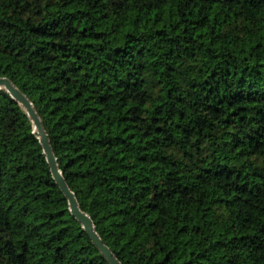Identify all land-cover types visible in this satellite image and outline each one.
Returning a JSON list of instances; mask_svg holds the SVG:
<instances>
[{
  "label": "trees",
  "instance_id": "1",
  "mask_svg": "<svg viewBox=\"0 0 264 264\" xmlns=\"http://www.w3.org/2000/svg\"><path fill=\"white\" fill-rule=\"evenodd\" d=\"M0 75L123 264H264V0H0ZM0 264H111L5 89Z\"/></svg>",
  "mask_w": 264,
  "mask_h": 264
},
{
  "label": "water",
  "instance_id": "2",
  "mask_svg": "<svg viewBox=\"0 0 264 264\" xmlns=\"http://www.w3.org/2000/svg\"><path fill=\"white\" fill-rule=\"evenodd\" d=\"M0 89H5L7 92H9L11 96L25 108L30 118L32 119L35 130L39 133V138L43 145L44 151L47 155L48 162L51 165V170L53 172V175L56 181L58 182V184L60 185L61 189L67 196L72 213L79 219L84 229L91 236L93 242L108 258L110 263L123 264L98 233L95 222L91 217V215L81 208L76 193L70 187L67 179L63 174V171L59 166L58 158L55 154L50 136L45 129L43 120L39 115L33 101L8 76L0 75Z\"/></svg>",
  "mask_w": 264,
  "mask_h": 264
}]
</instances>
